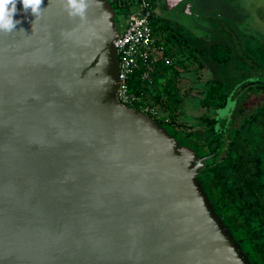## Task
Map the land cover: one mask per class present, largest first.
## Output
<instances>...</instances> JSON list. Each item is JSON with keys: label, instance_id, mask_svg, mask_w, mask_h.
<instances>
[{"label": "water", "instance_id": "1", "mask_svg": "<svg viewBox=\"0 0 264 264\" xmlns=\"http://www.w3.org/2000/svg\"><path fill=\"white\" fill-rule=\"evenodd\" d=\"M0 32V264H254L197 180L208 157L121 104L109 0H17Z\"/></svg>", "mask_w": 264, "mask_h": 264}, {"label": "rangeland", "instance_id": "2", "mask_svg": "<svg viewBox=\"0 0 264 264\" xmlns=\"http://www.w3.org/2000/svg\"><path fill=\"white\" fill-rule=\"evenodd\" d=\"M187 2L191 5L188 6ZM152 3L153 36L159 37L161 34L163 37V34L168 33L160 31L161 23H169L170 27L177 24L176 27L190 45H182V48L171 45L178 51L181 49V52L177 53L182 60L181 64L177 65L178 75L164 69L163 77H159L155 84L157 90L155 87L151 94L158 95L160 102L163 99L169 101L170 110L175 111V120L179 122L178 127L185 133L194 126L199 129V134L205 135L204 130L209 127L208 119H214L213 144H219L224 149L228 142L239 141L244 134V138L256 147L259 164L264 166L261 160L264 159V0H181L171 11L169 6L174 5L172 0H152ZM128 8H131V3ZM126 15L127 12L124 11L120 18H116L121 28ZM200 31L202 32L199 34ZM206 32L219 34L220 36L212 38L209 34L206 36L218 44H238L237 50L244 55L242 61L232 62L229 57L223 62L210 60L207 63L203 59L204 64L200 68L197 62L202 58L195 46L203 44H196L195 40L201 41L200 37L205 36ZM164 39L167 43L171 42L167 37L162 38V41ZM162 45L167 48L166 44ZM218 53L223 55L221 49ZM213 74L218 76L221 92L226 94L227 98L221 106L216 105L210 109L203 105L211 102L216 104L220 98ZM170 76L173 77L170 79ZM163 84L164 87L160 89L159 86ZM166 88L170 92H165ZM162 106L159 105L157 112L159 115L166 114L165 117L169 120L167 110ZM172 106L174 108H171ZM243 122L250 125L244 127ZM239 126L241 133L236 131ZM197 132L194 131L193 134L196 136ZM221 154L218 152L215 159L222 157Z\"/></svg>", "mask_w": 264, "mask_h": 264}, {"label": "trees", "instance_id": "3", "mask_svg": "<svg viewBox=\"0 0 264 264\" xmlns=\"http://www.w3.org/2000/svg\"><path fill=\"white\" fill-rule=\"evenodd\" d=\"M109 2L115 10V17L118 16L119 18L124 11L129 12L131 8H134L137 4V0H109ZM130 3L131 8L129 9L128 7ZM160 31L162 33L167 31L168 33L166 35L163 34V37L161 34L159 37H155V41L167 45L165 53L171 58V64L163 65L162 63H158L156 65L154 82L151 89H149V92L153 103H158L161 106L164 104L162 107L166 108V113L169 118L168 122H164L162 119L157 120L156 122L160 125L170 126V128L175 129L174 131L177 133L180 131L178 129L179 122L175 120V111L170 110L169 101L163 99V101L160 102L159 96H153L151 91L152 89L154 90L155 87L157 90V85L155 84L159 80V77H163L164 69L170 71L172 74H176V76L178 75L177 65L181 64L180 62L182 60L179 58L180 55L177 54L178 52H181V49L178 51L176 50V47L182 48V45L188 44V42L183 38L182 34L176 27H170L168 25L161 26ZM164 37H167L171 42L167 43L165 39L162 41V38ZM195 43L204 45L199 47L195 46V50L202 58L197 62L200 68L203 67V59H205L207 63L210 62V60L219 63L218 61L223 62V60H228L230 57L229 53L231 51L229 52V49L231 45L227 43L218 44V42L215 41L206 44L198 40H195ZM171 45H175L176 47H172ZM219 49L222 50L223 55L218 53ZM225 50H227V53H225ZM185 53L187 55L189 54V52ZM172 77L173 76H170L169 78L171 79ZM213 79H215L216 87L219 88L220 98L216 104L211 102L203 105L210 109L216 105L217 107L221 106L225 103L227 98V95H223L221 92L218 76L215 75V78ZM136 82L137 81L134 80L132 86L136 84ZM159 87L160 89L163 88L164 84ZM165 92L170 91L166 88ZM171 108L174 107L172 106ZM208 120L209 127L207 126L204 130V133H206L204 139L205 146H203L204 149L201 150L203 152L215 151L216 154L221 152L222 157L215 159V157H217L216 154L214 156L211 155V157L209 155L204 161V166L200 169L197 175V180L205 192L214 212L218 215L223 225L239 244L247 259L254 264H264V166L259 164L260 162L256 154V147H254L253 143L247 140L246 137L244 138L243 133V136L240 137L239 141L234 140L228 142L225 149L222 146H219V144H216L215 146V143L213 144V139L215 137L214 129L212 130V127L214 126L212 123L215 120ZM248 124L244 122L243 125L244 127H247ZM236 131L241 133V126H239ZM239 133H237V136ZM202 137L203 134H201V136H196L195 139L190 135H187L183 143L191 146L190 142L195 141L198 145L202 146ZM261 160L264 162L263 158H261Z\"/></svg>", "mask_w": 264, "mask_h": 264}, {"label": "built area", "instance_id": "4", "mask_svg": "<svg viewBox=\"0 0 264 264\" xmlns=\"http://www.w3.org/2000/svg\"><path fill=\"white\" fill-rule=\"evenodd\" d=\"M151 0H137L127 12L119 35L113 40L118 60L115 96L126 107L135 108L155 121L168 122L158 114V103L151 100L149 89L154 82L156 65H170L171 58L162 43L155 41L151 27ZM137 81L132 86L133 81Z\"/></svg>", "mask_w": 264, "mask_h": 264}, {"label": "clouds", "instance_id": "5", "mask_svg": "<svg viewBox=\"0 0 264 264\" xmlns=\"http://www.w3.org/2000/svg\"><path fill=\"white\" fill-rule=\"evenodd\" d=\"M25 12L38 18L41 15L43 0H19ZM17 0H0V32H12L19 21L14 20ZM61 6L70 18L85 17L89 0H61Z\"/></svg>", "mask_w": 264, "mask_h": 264}, {"label": "flooded vegetation", "instance_id": "6", "mask_svg": "<svg viewBox=\"0 0 264 264\" xmlns=\"http://www.w3.org/2000/svg\"><path fill=\"white\" fill-rule=\"evenodd\" d=\"M173 2H174V5L172 6V5H170L169 6V11H171V10H173L174 8H175V6H176V4H178V2L179 1H181V0H172ZM187 5L188 6H190L191 5V3L190 2H187ZM151 11H152V16H151V18L153 17V15H154V11H153V3H152V0H151ZM179 18H180V16H178ZM116 18H118V16L117 17H115V20H116ZM126 18V17H125ZM123 21H124V19H123ZM124 23H125V21H124ZM169 25V23L167 24V23H161L160 25L161 26H166V25ZM177 26V24H175L174 25V27H176ZM177 28V27H176ZM178 29V28H177ZM179 30V29H178ZM187 30V29H186ZM180 32V31H179ZM202 31H200V32H198L199 34L201 33ZM207 34H209V35H211V38L212 37H218L217 35H219V34H212V33H209V32H206V35L205 36H201L200 37V40L202 41V42H204V43H213V42H215V40L214 39H211V40H209V39H207ZM196 36H198V35H196ZM220 36V35H219ZM199 37V36H198ZM227 44H229V45H231V47H230V51L232 52V54H230V60L233 62V61H235V60H240V61H242L241 59H242V57H244V55H242L241 54V51L239 50H237L239 47H238V44H236L235 43V45L232 43L231 44V42H227ZM184 45H190L189 43L188 44H184ZM242 44H240V46H241ZM227 50H225V53H227L226 52ZM244 123V122H243ZM186 124V123H185ZM182 126V125H181ZM180 126V127H181ZM191 126V125H190ZM194 129V130H193ZM179 130H180V133H178V135L179 136H181V138L182 139H180V142L181 143H183V141H185V139H186V137H187V135H190L192 138H194L195 139V137L196 136H198V135H201V134H199L197 131H199V129H197V127H192V128H190V131L188 132V133H185L184 131H182L180 128H179ZM197 132V135L195 136V134H193V132ZM203 131V130H202ZM204 139H205V135L203 134V137H202V140H201V144H202V146H200V145H198V143H196L195 141H192V142H190V145H191V147L194 149V151H195V153H196V156L198 157V158H202V157H208L209 155H210V157H211V155H215L216 154V152L215 151H206V152H203L201 149H204L203 148V146H205V144H204ZM216 146V145H215ZM211 150V149H210ZM206 160V159H205Z\"/></svg>", "mask_w": 264, "mask_h": 264}]
</instances>
